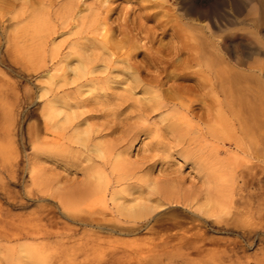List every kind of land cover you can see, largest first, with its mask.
<instances>
[{"label": "bare ground", "instance_id": "obj_1", "mask_svg": "<svg viewBox=\"0 0 264 264\" xmlns=\"http://www.w3.org/2000/svg\"><path fill=\"white\" fill-rule=\"evenodd\" d=\"M87 2L91 4L86 5ZM116 2L135 4L136 9L112 7ZM56 6L57 10H54ZM16 10L18 23L14 19L3 21ZM243 11L242 0H221L217 6L212 0H0V31L5 35L0 49V64L7 62L11 72H17L24 79L29 78L27 67L20 68L19 64L8 59L9 48L17 40V35L31 32L35 48L43 54L51 36L56 33L48 25L52 18L58 24L56 30L62 32L72 26L78 28L82 21H86L82 14L87 12L94 24L106 27L100 41H97V50L106 59L101 62L100 57L92 55L88 60L71 52L79 59V68L75 71L77 79L91 76L98 69L97 64L102 63L107 74L103 82L126 88L116 96L118 104L103 93L106 102L96 105L100 108L95 113L97 115L84 118L82 115L81 119H66L60 124L56 122L55 108L48 106L38 115L39 127L33 131L26 128V141L30 145L37 144L40 136L44 138L38 152L40 157L67 163L75 168V172L68 175L76 177L82 174L83 181L58 178L45 181L37 178L35 182L40 188L29 193V197L40 206L36 212L18 217L11 215V210H22L26 205L10 188L15 187L19 162H22L15 142L17 124L23 108L28 104V97L20 81H11L6 69L5 74L0 72V244L11 246L22 242L69 241L77 235L75 229L96 228L104 232L107 241L100 234L87 235L83 232L82 236L87 240H79L71 248V260H65L68 255L62 253L44 258L42 263L143 264L148 259H162L163 264H264V253L261 260H251L245 251L252 244L259 248L264 246V165L247 164L238 170L215 164L213 158L217 154L210 145L223 144L232 134L242 142L247 141V151L251 146L255 151L264 140V97L260 95L262 89L259 82L256 79L251 81L252 69L245 66L238 50L240 43L231 48L224 38L221 39V52L214 46V34H223L227 27L241 24ZM146 24L152 25L148 27ZM19 25L23 26L20 32L10 33L7 30ZM157 31L163 37L170 33V41H157ZM141 42L144 43L140 47L143 50V67L131 64L133 50ZM154 46H157L155 53L151 51ZM160 55L166 58L163 68H160ZM50 56L49 63L55 59L52 53ZM230 60L233 65H230ZM12 66L19 67L20 72ZM114 71H119L117 74L124 80L115 83L114 79H110ZM99 81L88 79L84 85H98ZM147 86L152 88V92L143 89ZM136 90L149 97L146 106L142 107L137 102L142 107L139 110L125 106L126 100ZM145 111L172 112L180 117L186 134L193 132L196 135L195 140H185L187 135H178L176 125H170L174 133L169 136L179 144L175 150L184 161L198 167L201 177L198 181L203 179L201 191L189 200L175 191L183 186L179 179H164V188L148 196L149 199H123L121 206L109 201L108 209L106 194L109 183L102 185L97 171H91L92 175L88 176L90 170L78 167L74 162H100V168L111 167L118 172L111 181L113 186L129 182L122 163L127 161L123 154L116 153L132 137H135L133 147L137 146L143 130L128 122L140 120V113ZM89 120H102L104 123L88 126L86 122ZM192 120L196 121V125H192ZM99 138L112 140L103 145L93 144ZM189 142L192 146L190 150L189 147H180ZM154 159L155 156L147 155L139 162H153ZM111 162L115 165L111 166ZM218 169L227 173V179L218 176L214 183L211 173ZM49 182L55 186L60 182L63 184L61 189L49 195L46 193ZM47 199L53 202L52 207L42 205L49 203ZM169 206L172 210L179 207L188 209L190 223L186 227H178L170 237H160L159 246L151 245L152 238L139 240L138 244L105 243L113 235L124 238L137 236L149 220L158 223L155 219L157 213ZM194 207L197 209L189 212ZM214 207L218 212L211 217L208 213ZM107 212L112 219L109 222L104 220V213ZM210 217L214 220V227L208 222ZM70 226L74 229L71 230ZM208 228L213 229L214 234L234 239L213 240L209 237ZM147 233L156 236L152 229ZM67 245L68 242L62 247L67 248ZM135 245L148 246L138 249ZM102 247H106L103 253L100 252ZM12 252H7V255ZM33 252L28 254L34 255ZM97 252V256L88 260ZM79 256L85 259L81 263L74 259ZM11 261L8 256L0 264H11Z\"/></svg>", "mask_w": 264, "mask_h": 264}, {"label": "rangeland", "instance_id": "obj_2", "mask_svg": "<svg viewBox=\"0 0 264 264\" xmlns=\"http://www.w3.org/2000/svg\"><path fill=\"white\" fill-rule=\"evenodd\" d=\"M212 1L213 4L217 6L221 0ZM242 2L244 5V11L240 18L241 24L227 27V30H225L223 34H214V46L221 52V39L224 38L227 40V44L231 46V48L235 44L240 43L238 50L243 57L245 66L251 67L252 69L251 75L253 78H251V81L256 79L259 82L262 89L260 95L264 97V0H242ZM90 4L91 2L86 3V5ZM112 7H119V9L122 10L136 9L135 4H125L121 2L114 3ZM171 9L173 10L174 8ZM54 10H57V6L54 7ZM17 12L18 10L10 16H6L3 21L7 22L14 19L15 22L18 23V18H16ZM230 15H232V12H230ZM82 16L85 17L84 19L86 21H82L78 28L72 26L70 29H66L62 32L56 30V26L58 24L54 23L52 18L48 25L49 27H52L56 33L51 36L49 41L50 44L46 47L43 54H41V50H37L35 48L36 44L33 41L31 32H21V36L17 35V40L15 38V43H13V45L9 48L7 54L8 59L13 60L16 64H19L21 66L20 68H23V66L27 67V69H29V78L24 79L21 75H17V72L13 70V72H11V69L7 68V62L4 65L0 64V72L4 73V69H6L11 81H20L23 89L27 92L28 97V104L23 108L21 118L17 124L18 136L16 137L15 142L16 150L19 156L22 157V162H19V173L16 178L15 187L10 188V190L14 194H17L20 201L26 206L22 210H11V215L13 216L25 217L37 211L36 208L40 206V204H38L33 198L29 197V193L32 194L33 191L40 188L38 187V183L35 182L37 178H42L45 181L51 179L55 180L56 178L59 180L74 179L77 182L83 181L82 174H79L76 177L68 175L70 172H75V168H71V166L67 163L59 162L57 160L48 161L39 156L38 152H40L41 149L40 144L44 139L42 136H40V140L37 144L33 146L26 141V128L28 127L33 131L35 127H39V113L44 111V109L48 106L54 107V110L56 111L55 114L57 116L56 122H59L60 124H63L66 119H68V121L72 119H79L82 115L83 118L86 116L97 115L95 113L100 111V108L98 109L97 107L98 104H100V102H106V100L102 97L103 93L109 95V100L112 99L113 103L118 104L120 102L116 101V96L120 95L122 90L126 89L123 85H112L110 82H103L102 79H104V76L107 74L103 71L104 64L102 63L97 64L98 69L91 76L82 80L77 79L75 71L79 68V59L72 56L71 52H76V54H79L81 57L84 56L85 59L87 58L88 60H91L92 55L100 57L101 62H104L106 59V56L102 55L101 52L97 50V41H100V35L103 34L106 27L94 24L87 12H84ZM108 24H110V22ZM151 25L152 24H146L148 27H151ZM22 28L23 26L19 25L16 28L9 27L7 30L10 33H15L20 32ZM169 36L170 33H167L166 37H163L160 35V31L156 32L157 41H162L163 43L170 41ZM4 41L5 35L0 31V49L2 48ZM143 44V42L136 44V48L133 50V60L131 64H137L138 66L143 67V50L140 49ZM146 48L149 47L147 46ZM151 51L155 53V51H157V46H154ZM51 53L55 59L49 63ZM140 54L141 56H139ZM159 57L161 58L160 63L162 62L160 64V68H163L165 67L163 61L166 60V58L163 55H160ZM229 63L230 65H233L231 60ZM255 63L256 65H253ZM14 68L20 72L19 67ZM22 72L24 73V71ZM117 72L119 71H114L113 73L111 72L112 74L110 77V79H114L115 83L124 80V78L117 74ZM150 73L154 74L155 72L150 71ZM88 79H99L100 81L98 82V85H84ZM175 85H178V83H175ZM143 89L152 92L151 87L147 86ZM97 96L102 97V99H97ZM126 101L127 103L125 106L134 107L136 110H139V108L146 106L149 101V97L143 96L139 90H136ZM137 102H139L142 107L138 106ZM129 112L131 113L133 110H129ZM127 113L128 112H126V114ZM140 114L142 115L140 120H131L128 122L129 125H137L143 130L142 134H139L140 141H137V146L133 147L135 137H132V139L128 140L127 143L120 147L116 153L123 154L124 160L127 161L122 163L125 167L124 172L129 175V182L126 184H120L119 186L111 185L113 177H115L118 172L112 170L111 167L100 168V162L74 163H76L78 167L90 170L87 173L88 176L92 175L91 171H97L96 173L99 176L98 178L102 185L109 183L106 194L107 208L110 206L109 201H111L115 206H121L124 203L123 199L129 201L136 200L139 197L143 200L149 199L148 196H151L160 189L164 188L163 186L165 185L162 182L164 179H179L183 186L181 190L175 189L177 195L185 196L187 199L193 200V195L201 191L200 188L203 179L198 181L201 178L199 176L198 167H195L192 162L184 161L181 154L175 150V147L179 144L175 143L169 136L174 133L171 130L170 125H176L178 128V135H187L185 140H195L196 135L193 134V132L186 134V130L182 126L180 117L172 112L145 111V113ZM178 120L180 122H178ZM86 123L88 126H99L104 122L102 120H89ZM191 123L192 125H196V121L194 120H192ZM134 133L135 131L133 134ZM114 137L116 138L117 135ZM111 140V138H99L96 139L93 144L103 145ZM263 141L264 140L258 144L255 151L252 146L249 148V151H247V147L245 146L247 141L242 142L235 135L230 134V136H228V140L224 141L223 144H210L213 148L212 150H214L215 154H217L216 157L213 158V162L219 165L224 164L225 166L233 167L238 170H241V168L247 164L262 167L264 165ZM180 147L183 149H188L187 147H189L188 150L192 148V146H190V142L189 144L180 145ZM147 155L155 156L154 161L139 162ZM75 159L82 160V158L79 157H75ZM113 164L115 165V162H111V166ZM226 174L227 173H223L222 170L218 169L213 170L211 176L213 181H215L214 183H216V180H218L220 176L227 179ZM62 184L63 183L60 182L58 186H55L49 182L46 193L49 195L53 194L58 189H61ZM211 187L214 186L212 185ZM189 195L190 197H187ZM111 196L113 199H111ZM47 200L49 203H44L42 205L48 208L52 207L53 202L49 199ZM202 204L203 201H201L200 205ZM197 207H194L189 212L192 213L193 210L197 209ZM170 208L171 206L164 207L159 210L161 211L160 214L157 213V216L155 217L158 223H154L151 220L145 223L144 228L147 225L146 229H152L156 236H150L149 233H147V230L144 231L143 228L135 237L124 238L113 235L109 237L110 241L105 243L138 244L137 241L139 240L152 238L154 241L150 244L159 246L161 244L159 240L160 237H170L171 235H174L173 232L178 227H186L190 223L189 218L187 217L188 209L179 207L178 209L172 210ZM217 212L218 210L214 207L208 214L211 217H214ZM211 217L208 222L212 224V227H214V220L211 219ZM104 220L106 222L112 220L108 212L104 213ZM70 229L72 230L74 227L70 226ZM208 229L210 231L209 237L213 240L234 239V237H224L214 234L213 229ZM75 230L77 231V235L69 241L51 240L45 242L40 241L35 244L22 242L11 246L0 244V261H3L10 256V260H13L11 261V264H43L44 258L62 253L68 255L65 260H71L69 257L71 248L75 247L74 245L79 240H82V242L87 240V238L82 236L83 232L87 235H90L91 233L100 234L104 239L106 237L103 231H99L96 228ZM66 242H68L69 246L67 245V248L62 247V245H65ZM135 246H138L139 249L147 247L148 245ZM260 248L261 251H259ZM260 248L258 245L254 244L245 248L247 257L251 260H261L262 253H264L262 248L264 249V246ZM38 249V252H33V250ZM105 250L106 247H102L100 252L103 253ZM9 251H13L11 255H7V252ZM31 252H33L34 255L28 254ZM98 254L99 252L95 253L93 256L89 257L88 260H91ZM74 259L77 260V263H81L85 260L82 256ZM143 264H163V260L148 259Z\"/></svg>", "mask_w": 264, "mask_h": 264}]
</instances>
